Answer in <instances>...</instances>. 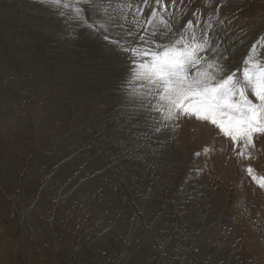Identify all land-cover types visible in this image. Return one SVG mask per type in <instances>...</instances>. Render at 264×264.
I'll list each match as a JSON object with an SVG mask.
<instances>
[{"label": "rangeland", "instance_id": "obj_1", "mask_svg": "<svg viewBox=\"0 0 264 264\" xmlns=\"http://www.w3.org/2000/svg\"><path fill=\"white\" fill-rule=\"evenodd\" d=\"M13 1L0 0V16L6 11L0 17V144L15 155V167L0 155V179L14 175L6 184L0 183V264H85L78 250L89 247L96 249L97 264H264V190L253 185L245 171L255 162V174L264 175V143L258 141V149L252 150L254 160L241 162L233 145L210 123L180 120L175 130L154 132L148 113L137 110V102L127 98L122 82L128 75V61L115 45L87 27L82 31L90 32L89 36L77 33L75 27L72 32L71 26L55 24L62 17L39 0ZM176 3L178 20H170L174 30L185 29L190 19L196 24L194 14H199L198 28L206 27L213 17V43L221 51L226 49L225 63L232 70L242 68L252 48L264 42V23L253 25V34L245 28L264 21V0ZM91 17L96 20L94 14ZM125 31L116 28L109 34L124 36ZM261 48L257 54L264 56ZM103 51H110L117 63L106 64ZM119 69L124 70L121 75ZM206 147L213 150L205 154ZM198 152L201 155L196 156ZM227 161L229 166L233 163L231 167ZM36 172L52 186L43 192L48 198L44 218L33 215V230L25 216L34 207L26 203L28 195L30 200L37 198L27 188L34 186ZM55 177L60 183H55ZM249 197L255 204L247 202ZM58 201L74 223L69 231L78 235L72 240V244L76 241L73 252L71 237L69 243L61 241L48 219L61 207ZM81 218L97 221L88 225ZM79 229L89 231L90 238L83 240ZM94 231L97 239L91 235Z\"/></svg>", "mask_w": 264, "mask_h": 264}, {"label": "snow or ice", "instance_id": "obj_2", "mask_svg": "<svg viewBox=\"0 0 264 264\" xmlns=\"http://www.w3.org/2000/svg\"><path fill=\"white\" fill-rule=\"evenodd\" d=\"M39 3L76 27L100 32L117 52L124 54L128 61V75L122 82L126 95L137 102V110L148 113L146 118L154 132L175 130L180 120L210 123L233 145L238 160L254 159L252 150L257 149V141L264 143V56L257 54L264 42L252 48L242 68L232 70L225 63L226 50L217 49L213 43L212 17L206 27L198 28L199 17L194 14L196 24L190 19L185 29L174 30L170 20L175 17L167 14L179 10L176 0ZM145 7L151 9L147 17ZM116 28L127 31L124 36L113 37L109 33ZM212 150L206 147L204 153ZM245 171L264 190V176H257L250 165Z\"/></svg>", "mask_w": 264, "mask_h": 264}, {"label": "bare ground", "instance_id": "obj_3", "mask_svg": "<svg viewBox=\"0 0 264 264\" xmlns=\"http://www.w3.org/2000/svg\"><path fill=\"white\" fill-rule=\"evenodd\" d=\"M168 1V0H167ZM12 2H14L13 0H12ZM6 3V2H5ZM20 3V2H19ZM167 3V2H166ZM9 5L11 4L10 2L8 3ZM17 4H18V1H17ZM26 4V3H25ZM7 5V4H6ZM8 5V6H9ZM23 5H24V3H23ZM30 5V4H29ZM34 5V4H33ZM3 7H4V5L2 6V9H3ZM24 7H26V6H24ZM40 7H42V5H40ZM44 7V6H43ZM113 7V6H112ZM179 7V6H178ZM186 8V7H185ZM9 9H10V7H9ZM25 9V8H24ZM146 9H148L147 7H146ZM5 10V9H4ZM17 10H19V9H17ZM16 10V11H17ZM3 11V10H2ZM8 11H10V10H8ZM12 11V10H11ZM10 11V12H11ZM52 12H53V10H51ZM5 12L6 11H3V15H1L0 17H2V16H4L5 15ZM222 12V11H221ZM7 13H9V12H7ZM13 12H11V14H12ZM15 13V15H18L16 12H14ZM13 13V14H14ZM35 15V14H34ZM33 15V16H34ZM37 15V14H36ZM53 15H54V13H53ZM52 15V16H53ZM199 15V14H198ZM198 15H196V16H198ZM202 15V14H201ZM13 16V15H12ZM43 16V15H42ZM51 16V17H52ZM7 17V16H6ZM44 17V16H43ZM51 17H46L47 19H49V18H51ZM55 17V16H54ZM201 17V16H200ZM3 18V17H2ZM1 18V19H2ZM14 18V17H13ZM37 18V17H36ZM55 18H57V17H55ZM92 18V17H91ZM191 18V17H190ZM213 18V17H212ZM224 18V17H223ZM9 19V21H10V19H12V18H8ZM52 19H53V17H52ZM58 19V18H57ZM215 19V22H216V17L214 18ZM19 20V16H18V18H17V20L16 21H18ZM40 20V19H39ZM59 20V19H58ZM207 20V19H206ZM5 21H8L7 19L5 20ZM21 21V20H20ZM24 21V20H23ZM36 21H38V19L36 20ZM42 21V20H41ZM53 21V20H52ZM57 21V20H56ZM222 21V20H221ZM240 21V20H239ZM44 22V21H43ZM50 22H51V20H50ZM214 22V23H215ZM17 23H19V22H17ZM45 23H47V22H45ZM49 23V22H48ZM54 23V22H53ZM220 23V22H219ZM252 23V22H251ZM263 23H264V21H260V22H257V23H254V24H247L246 26H245V28L247 27V29H246V31L248 32V30H249V33L251 34L252 33V31H253V27L254 26H257V27H259V26H262L263 25ZM1 24H3V23H0V25ZM10 24H12V23H10ZM9 24V25H10ZM14 24H16V22L14 23ZM25 24H26V22H25ZM42 25H44L43 23H41ZM55 24H57V25H61V26H71L72 28H71V30H72V32L75 30V28H76V32L77 33H83L84 35H86V36H89V35H91V33L90 32H88V31H86L85 30V32L84 31H82V29H83V27L81 28V27H76L74 24H72V23H70V22H68V21H66V20H64V18L62 17L61 18V21H57V22H55ZM203 24V23H202ZM6 25V24H5ZM23 25V24H22ZM41 25V26H42ZM219 25V24H218ZM217 25V26H218ZM235 25H237V24H235ZM254 25V26H253ZM2 26H4V25H2ZM8 26V25H7ZM12 26V25H11ZM21 26V25H20ZM24 26V25H23ZM49 26V25H48ZM47 26V27H48ZM54 26V25H53ZM130 26V25H129ZM128 26V27H129ZM13 27V26H12ZM26 27V26H25ZM29 27V26H28ZM43 27L44 26H42V30H43ZM73 27H75L74 29H73ZM131 27V26H130ZM230 28H232V25L231 26H229ZM234 27V26H233ZM19 28V27H18ZM30 28V27H29ZM28 28V29H29ZM32 28V27H31ZM244 28V27H243ZM255 28V27H254ZM20 29V28H19ZM23 29H25V28H23ZM41 29V28H40ZM53 29V28H52ZM56 29V28H55ZM214 29V28H213ZM216 29V28H215ZM226 29V28H225ZM12 30V29H11ZM17 30V29H16ZM22 30V28L20 29V31ZM26 30V29H25ZM45 30V29H44ZM47 30V29H46ZM49 30H50V28H49ZM70 30V29H69ZM70 30V31H71ZM84 30V29H83ZM222 30V29H221ZM24 31V30H23ZM29 31H31V30H29ZM48 31V30H47ZM54 31V30H53ZM67 31H68V29H67ZM213 31V30H212ZM19 32V30L17 31V33ZM33 32V31H32ZM34 32H35V29H34ZM75 32V31H74ZM220 32V31H219ZM11 33H12V31H11ZM11 33L9 32V34L8 35H11ZM28 33V32H27ZM53 34H54V32H52ZM64 33V32H63ZM77 33H75V35L77 34ZM245 33V32H244ZM5 34V33H4ZM47 34V33H46ZM58 34V33H57ZM59 34H60V32H59ZM58 34V35H59ZM68 34V33H67ZM74 34V33H73ZM73 34H72V36H73ZM224 34V33H223ZM253 34V33H252ZM22 35V34H21ZM49 35V34H48ZM47 35V36H48ZM57 35V36H58ZM61 35V34H60ZM79 35V34H78ZM78 35H77V37H78ZM222 35V34H221ZM226 35V34H225ZM34 36V35H33ZM47 36H45V37H47ZM53 36V38H55V36L54 35H52ZM63 36V35H62ZM64 36H65V34H64ZM81 36V35H80ZM245 36V35H244ZM248 36V35H247ZM220 37V36H219ZM229 37V36H228ZM251 37H253V36H251ZM49 38V37H48ZM51 38V37H50ZM56 38H58V37H56ZM63 38V37H62ZM74 38V37H73ZM76 38V37H75ZM246 38H248V37H246ZM261 38V37H260ZM262 38H263V36H262ZM261 38V39H262ZM34 39H35V37H34ZM45 39V38H44ZM43 39V40H44ZM131 39V38H130ZM220 39V38H219ZM223 39V38H222ZM46 40V39H45ZM55 40V39H54ZM69 40H70V37H69ZM232 40V39H231ZM230 40V41H231ZM250 40H251V38H250ZM55 41H57V40H55ZM59 41V40H58ZM72 41V40H71ZM83 41L84 42H86L84 39H83ZM90 41V40H89ZM88 41V42H89ZM219 41V40H218ZM47 42H48V40H47ZM233 42V41H232ZM236 42V41H235ZM256 42V41H255ZM46 43V42H45ZM58 43V42H57ZM60 43V42H59ZM69 43H71V42H69ZM228 43V42H227ZM39 44V43H38ZM44 44V43H43ZM64 44V43H63ZM72 44V43H71ZM230 44V43H229ZM235 44H237V43H235ZM256 44V43H255ZM17 45V44H16ZM42 45V44H41ZM48 45V44H47ZM51 45V44H50ZM223 45L224 44H222V47H223ZM253 45V44H252ZM259 45H261V44H259ZM221 46V45H220ZM225 46H227L226 44H225ZM235 46V45H234ZM232 47V46H231ZM237 47V46H236ZM11 48L13 49V47H10V50H11ZM51 48V50H52V47H50ZM224 48V47H223ZM233 48V47H232ZM231 48V49H232ZM261 48V47H260ZM264 48V47H263ZM46 49V48H45ZM227 49H228V47H227ZM257 49H259V48H257ZM262 49V48H261ZM40 50V49H39ZM48 50V49H47ZM221 50V49H220ZM226 50V49H225ZM224 50V51H225ZM235 50V49H234ZM249 50V49H248ZM237 51H238V49H237ZM258 51V50H257ZM9 52V51H8ZM18 52V51H17ZM40 52H42V51H40ZM46 52V51H45ZM67 52V51H66ZM261 52V51H260ZM235 53V52H234ZM234 53L232 54V55H234ZM239 54V53H238ZM237 54V56H239ZM9 55V54H8ZM41 55V54H40ZM57 55V54H56ZM66 55V54H65ZM64 55V56H65ZM101 55H102V57L104 58V60H105V63L106 64H111V63H117V61H116V59H115V57L110 53V51H107V52H102L101 53ZM262 55H264V54H262ZM19 56V55H18ZM17 56V57H18ZM259 56H260V54H259ZM8 57V59H9V56H7ZM11 57V56H10ZM38 57V56H37ZM44 58V57H43ZM239 58V57H238ZM41 59V58H40ZM46 59V58H45ZM56 59V58H55ZM61 59V58H60ZM1 61H2V59H1ZM0 61V62H1ZM5 61V60H4ZM7 61V60H6ZM19 62V61H18ZM58 62V61H57ZM229 62V61H228ZM227 62V63H228ZM9 63V62H8ZM56 63V62H55ZM59 63V62H58ZM11 64V63H10ZM9 64V65H10ZM15 64V63H14ZM24 64V63H23ZM21 65V64H20ZM73 65V64H72ZM229 65V64H228ZM237 65V64H236ZM17 67V66H16ZM236 68H237V66H236ZM123 71L124 70H122V69H119V71H118V74L119 75H121L122 73H123ZM8 72V71H7ZM128 72V71H127ZM12 77V76H11ZM14 77H15V75H14ZM7 87V86H6ZM107 89V88H106ZM5 92V91H4ZM109 92V91H108ZM18 96V95H17ZM128 98V97H127ZM15 99V98H14ZM34 99V98H33ZM3 100V99H2ZM91 100V99H90ZM39 101V100H38ZM128 102H129V100H128ZM131 102V101H130ZM129 102V103H130ZM16 103V102H15ZM135 103V102H134ZM45 104V103H44ZM132 104V103H131ZM136 104V103H135ZM135 104H134V106H135ZM8 105V104H7ZM33 105V104H32ZM111 105V104H110ZM127 105H129L128 103H127ZM130 106V105H129ZM133 106V107H134ZM95 108V107H94ZM1 109V108H0ZM18 109V108H17ZM120 110H122V111H124L123 109H120ZM132 111V110H131ZM131 111H127V112H131ZM134 111V110H133ZM31 112V111H30ZM103 112V111H102ZM127 112H125L126 114H127ZM132 113V112H131ZM130 113V114H131ZM129 114V113H128ZM135 114H137V113H135ZM92 115V114H91ZM119 115V114H118ZM133 115H134V113H133ZM132 115V116H133ZM102 116V115H101ZM114 116V115H113ZM131 115L129 116V117H132ZM84 117V116H83ZM111 117V116H110ZM126 117L128 118V116L126 115ZM120 118V117H119ZM11 119V118H10ZM34 119V118H33ZM96 119V118H95ZM99 119V118H98ZM107 119V118H106ZM129 120V119H128ZM140 120H143V119H139V120H136L138 123H139V121ZM72 121V120H71ZM117 121V120H116ZM193 121V120H192ZM191 121V122H192ZM1 122V121H0ZM127 122V121H126ZM133 122V121H132ZM131 122V123H132ZM135 122V121H134ZM145 122V121H144ZM180 122V121H179ZM190 122V123H191ZM198 122V121H197ZM91 123V122H90ZM129 123V122H128ZM136 123V122H135ZM143 123V122H142ZM203 123H205V122H203ZM192 124V123H191ZM196 124V123H195ZM194 124V125H195ZM201 124V123H200ZM34 125V124H33ZM46 125V124H45ZM139 125H140V123H139ZM144 125V124H143ZM206 125V124H205ZM28 126V125H27ZM196 126V125H195ZM201 126V125H200ZM187 127L188 126H186V129H187ZM198 127V126H197ZM208 127V126H207ZM2 128V127H1ZM92 128V127H91ZM127 128V127H126ZM193 128V127H192ZM203 128H205V127H203ZM22 129V128H21ZM46 129V128H45ZM125 129V128H124ZM199 129H201V127H199ZM211 129H213V128H211ZM147 130V129H146ZM78 131V130H77ZM102 131V130H101ZM140 131V130H139ZM213 131V130H212ZM218 131V130H217ZM1 132V131H0ZM209 132V131H208ZM214 132V131H213ZM117 134H118V132H116ZM141 133V132H140ZM153 133V132H152ZM212 133V132H211ZM44 134V133H43ZM120 134V133H119ZM199 134V133H198ZM214 134H216V132H214ZM5 135V134H4ZM123 135V134H122ZM213 135V134H212ZM216 135H218V134H216ZM220 135H222V134H220ZM202 136V135H201ZM201 136H200V138H201ZM205 136H206V134H205ZM214 136V135H213ZM218 137V136H217ZM211 138V137H210ZM213 138V137H212ZM223 138V137H222ZM221 138V139H222ZM20 139V138H19ZM203 139V138H202ZM213 139H215V137L213 138ZM107 140V139H106ZM206 140V139H205ZM212 142H214L213 140H211ZM219 141H221V140H219ZM223 141H225V140H223ZM223 141H221V143L223 142ZM106 142H108V141H106ZM258 142V141H257ZM8 143V142H7ZM215 143V142H214ZM214 143L212 144V145H214ZM218 143V142H217ZM224 143V142H223ZM222 143V144H223ZM226 143V142H225ZM260 143V142H259ZM9 144V143H8ZM16 144V143H15ZM41 144V143H40ZM48 144V143H47ZM125 144V143H124ZM219 144V143H218ZM43 145V144H42ZM123 145V144H122ZM211 145V146H212ZM257 145H259L258 143H257ZM263 145V144H262ZM113 146V145H112ZM210 146V147H211ZM218 146V145H217ZM221 146V145H220ZM219 146V147H220ZM6 147V146H5ZM4 147V148H5ZM115 147V146H114ZM213 147V146H212ZM223 147H226V146H222V148ZM260 147V146H259ZM261 147H263V146H261ZM3 148V146L0 144V155H2V157H3V159H4V161L6 162V163H8L10 166H14L15 164V160L13 159V157L15 156V155H13V157L11 156L12 154H11V148H7L6 150ZM221 148V147H220ZM221 148V149H222ZM20 149V148H19ZM227 149V148H226ZM257 149H258V147H257ZM256 149V150H257ZM261 149H263V148H261ZM255 150V151H256ZM147 151V150H146ZM153 151V150H152ZM170 151V150H169ZM254 151V150H253ZM15 152V151H14ZM26 152V151H25ZM143 152V151H142ZM155 152V151H154ZM214 152V151H213ZM263 152V151H262ZM6 153V154H5ZM215 153V152H214ZM259 153V152H258ZM57 154V153H56ZM109 154V153H108ZM255 154V153H254ZM262 154H264V152L262 153ZM259 155V154H258ZM256 156V155H255ZM260 156V155H259ZM46 157V156H45ZM112 157V156H111ZM53 158V157H52ZM130 158V157H129ZM43 159V158H42ZM47 159V158H46ZM144 159V158H143ZM212 159V158H211ZM223 159H224V157H223ZM25 160V159H24ZM40 160V159H39ZM51 160V159H50ZM60 160V159H59ZM131 160V159H130ZM222 160V159H221ZM254 160V159H253ZM258 159H256L255 161H257ZM1 161V160H0ZM45 161V160H44ZM47 161L49 162V160L47 159ZM220 160H218V162H219ZM232 161V160H231ZM231 161L230 162H228L227 161V165L229 166V164L228 163H231ZM252 161V160H251ZM55 162V161H54ZM53 162V163H54ZM123 162V161H122ZM223 162V161H222ZM254 162V161H253ZM253 162H251V163H253ZM259 162H261V161H259ZM216 163V162H215ZM215 163H213L214 165H215ZM224 163V162H223ZM255 163V162H254ZM253 163V164H254ZM218 164V163H217ZM233 164V163H232ZM232 164H230L231 166H232ZM253 164L251 165V166H253ZM58 165V164H57ZM168 165V164H167ZM2 166V165H1ZM94 166V165H93ZM225 166V165H224ZM231 166H229V167H231ZM6 168H7V166H5ZM15 167V166H14ZM43 167V166H42ZM46 167V166H45ZM226 167V166H225ZM213 168V167H212ZM224 168V167H223ZM48 169V168H47ZM202 169V168H201ZM234 169V168H233ZM8 171H9V169H7ZM41 170V169H40ZM39 170V171H40ZM224 170V169H223ZM38 171V172H39ZM58 171V170H57ZM218 171V170H217ZM221 171V170H220ZM219 171V172H220ZM228 172H229V170H227ZM231 171V170H230ZM36 172L34 175H33V179L35 180V184H34V186H27V188H28V191H31V195H32V197H33V195L35 196H37V198L35 199V197L33 198V199H31L30 200V195H28V198L26 199V203H29V204H33L34 203V207H33V211H32V214L31 215H27V216H25V218L27 217L30 221H31V228L33 229V224H35V222H34V220H33V215L34 214H40L41 215V217L42 218H44V206H45V203H46V201L48 200V198L47 197H44V195H43V192H45V191H48V188H49V186L50 185H48L47 184V180H45L44 178H45V175L44 174H39V173H41V172ZM212 172V171H211ZM218 172V173H219ZM235 172V171H234ZM260 172V171H259ZM263 172V171H262ZM11 173V172H10ZM201 173V172H200ZM231 173V172H230ZM150 175V174H149ZM184 175H186V174H184ZM221 175V173L219 174V176ZM231 175V174H230ZM235 176V174H232V176ZM237 175V174H236ZM2 177H1V179H0V183H2V184H6L7 183V180L8 179H11L14 175H1ZM47 176V175H46ZM201 176V175H200ZM53 177V176H52ZM58 177L60 178V180L63 178V177H61V175H58ZM202 177V176H201ZM217 177V176H216ZM231 177V176H230ZM237 177V176H236ZM215 178V177H214ZM225 178H227V177H225ZM224 178V179H225ZM229 178V177H228ZM242 177H240L239 179H241ZM231 179V178H230ZM59 180V181H60ZM195 180V179H194ZM193 180V181H194ZM220 180H221V178H220ZM223 180V179H222ZM221 180V181H222ZM233 181H234V179H232ZM58 181V178L57 177H55V183L57 182H59ZM61 181H64V180H61ZM226 181V180H225ZM236 182H237V180H235ZM160 182V181H159ZM204 182V181H203ZM224 182V181H223ZM56 183V184H57ZM60 183V182H59ZM225 183V182H224ZM223 183V184H224ZM203 184V183H202ZM205 184V183H204ZM236 185H240V184H237L236 183ZM36 186V190L34 189V187ZM52 186V185H51ZM50 186V187H51ZM199 186V185H198ZM46 187H48V188H46ZM203 187V186H202ZM251 188V187H250ZM253 188H254V186H253ZM201 189V188H200ZM50 190V189H49ZM204 190V189H203ZM215 190V189H214ZM250 190V189H249ZM248 190V191H249ZM215 192V191H214ZM250 193V192H249ZM49 194V193H48ZM240 195V194H239ZM251 195V194H250ZM255 195V194H254ZM22 196V195H21ZM246 196V195H245ZM260 196V195H259ZM53 197V196H52ZM248 197V196H247ZM246 197V198H247ZM255 197V196H254ZM249 198H251V197H249ZM257 198V197H256ZM255 198V199H256ZM260 198H261V196H260ZM254 199V198H253ZM259 199V198H258ZM58 200V199H57ZM261 200H263V198L261 199ZM261 200H258V202L257 203H259V201H261ZM257 201V200H256ZM247 202L248 203H250V204H255L254 203V201H252V198H251V200H249V199H247ZM262 202V201H261ZM49 205H51V204H49ZM58 205L59 206H61V202H59L58 201ZM245 205V204H244ZM263 206V205H262ZM258 207V206H257ZM260 207V206H259ZM264 207V206H263ZM263 207H262V209H263ZM51 208V207H50ZM254 209V208H253ZM261 209V208H260ZM259 209V210H260ZM55 210H56V208H55ZM81 210V209H80ZM264 210V209H263ZM64 210H63V207L61 206V207H59V209L56 211V212H53L55 215H54V218H53V220H52V215H53V213H51V215L48 217V219H50L51 221H52V225H51V227H52V229L54 230V231H56V232H58L59 234H60V238H61V241H63L64 243L66 242V243H69V239H70V237H71V239H70V243H69V245H70V248L72 247V246H74V245H76L75 243H76V241L75 242H73V244H72V240H75V239H78V235H77V233L76 232H70L69 231V228H74V223L73 222H70L69 220H71V218L70 217H68V216H66V215H64ZM24 213V212H23ZM31 213V212H30ZM76 214H78V215H80L79 214V212H77ZM165 214V213H164ZM192 215V214H191ZM197 216V215H196ZM80 217H82V216H79V218ZM190 217V216H189ZM23 219V218H22ZM81 219H83V221H85L86 222V224L88 223V225H94L95 223H96V221L97 220H95V221H93L92 223H91V220L90 219H88V218H86L85 220H84V218H81ZM161 220V219H160ZM76 221V220H75ZM22 223H24V222H22ZM49 223V222H48ZM48 225V224H47ZM26 227V226H25ZM207 227V226H206ZM22 228H23V226H22ZM23 230H25V229H23ZM34 230V229H33ZM22 231V230H21ZM27 231V230H26ZM77 231V230H76ZM86 229H79V231H77L78 232V234L79 235H81V238L83 237V240H84V236H87L88 238H90L89 237V234H90V232L89 231H86ZM216 231V230H215ZM24 232V231H23ZM95 232V233H94ZM94 232H91V235H93L94 236V238H96L97 239V236H96V231H94ZM214 232V231H213ZM86 233V234H85ZM26 234V233H25ZM23 235V234H22ZM255 235V234H254ZM257 235V234H256ZM205 236H206V234H205ZM24 237V236H23ZM80 237V236H79ZM207 237V236H206ZM257 237V236H256ZM260 237V236H259ZM25 238V237H24ZM30 240V239H29ZM82 240V241H83ZM95 240V239H94ZM132 240V239H131ZM148 240V239H147ZM34 241V240H33ZM79 241V240H78ZM98 241H100V240H98ZM97 241V242H98ZM127 241V240H126ZM134 241V240H133ZM131 242V241H130ZM27 243V242H26ZM121 243H123L122 242V240L120 239V245H121ZM155 243V242H154ZM23 244V243H22ZM62 244V243H61ZM113 244H114V242H113ZM204 244V243H203ZM85 245V244H84ZM201 245V244H200ZM262 245V244H261ZM82 246V245H81ZM92 246V245H91ZM199 246V245H198ZM33 247V246H32ZM35 247H37V246H35ZM89 247V246H88ZM103 247V246H102ZM83 248V247H82ZM202 248V247H201ZM205 248V247H204ZM32 249V248H31ZM38 249V248H37ZM254 249V248H253ZM26 250V249H25ZM115 250V249H114ZM79 252H80V254H81V257H82V259H83V261L85 262V264H97V258L95 259V257L94 256H96V249H95V251L93 250V248H91L90 249V247L88 248V249H86V248H84V249H81L80 250V248H79V250H78ZM70 252H73V250H72V248H71V250H70ZM82 253H83V256H82ZM102 253V252H101ZM79 254V253H78ZM24 255V254H23ZM103 255V254H102ZM121 256V255H120ZM141 259V258H140ZM188 259V258H187ZM142 260V259H141ZM187 261V260H186ZM190 261V260H189ZM193 261V260H192ZM25 262V261H24ZM107 262V261H106ZM190 263V262H189ZM192 263V262H191Z\"/></svg>", "mask_w": 264, "mask_h": 264}]
</instances>
